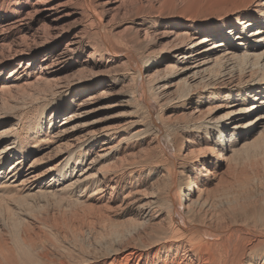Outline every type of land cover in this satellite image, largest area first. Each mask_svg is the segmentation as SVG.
Segmentation results:
<instances>
[{"label":"bare ground","instance_id":"6f19581e","mask_svg":"<svg viewBox=\"0 0 264 264\" xmlns=\"http://www.w3.org/2000/svg\"><path fill=\"white\" fill-rule=\"evenodd\" d=\"M175 1L0 0V264H264V230L218 208L264 143V0ZM56 204L136 238L42 255L32 212Z\"/></svg>","mask_w":264,"mask_h":264},{"label":"rangeland","instance_id":"374dc122","mask_svg":"<svg viewBox=\"0 0 264 264\" xmlns=\"http://www.w3.org/2000/svg\"><path fill=\"white\" fill-rule=\"evenodd\" d=\"M179 1L180 0H176L175 3L168 8L172 13L183 11V8L178 5ZM212 4L215 3L203 2L201 5L199 4L197 9L199 10L198 12L200 15H204L202 18H210L214 15H218V11L216 10L218 8L216 7L221 4L225 5L227 2L224 4ZM122 72V70L118 71L119 74H122ZM127 80L128 78L121 80L119 87L127 83ZM123 109V106H117L109 111L113 116L117 117ZM185 126H187L185 120L174 121L169 130L171 137L177 136L180 129ZM258 169L261 173L257 171ZM237 171H240L241 173L250 171L249 174L252 178H250L245 185L236 182V180L235 182L231 181L226 184V189L219 193L221 195V200L219 201H222V204H219L218 208H220V210H225L226 213H230L231 210L235 209L237 221L248 225L254 230H264V143L259 144L258 150L256 148L253 152H249L246 156H243L240 159ZM258 172L260 174H258ZM254 185H257V189L255 190L253 189ZM64 204L63 206H60L59 204L52 205L50 208L44 207L41 209L42 213L37 212V210L32 212L35 214L41 228H37L35 232L34 230H28V232L31 237L33 236L37 246V251L42 255H49L50 252L58 251L63 256H72L76 251H92L96 248L99 249L102 247L106 250L107 248L116 247L118 242L126 243L136 238V236L133 235L134 233L131 224L127 221L133 218L131 215L107 219L101 214H98L102 211L100 212L95 210L93 213H90L87 208H85V211L83 207L80 208L81 205H70V208H66L68 206L66 205L65 207ZM44 209L45 211H43ZM74 213H76L75 215H77V217ZM47 214H49V219L47 218ZM53 218L55 219L52 220ZM45 220L46 222L42 224L41 221L44 222ZM112 231L114 232L113 234ZM4 232L2 233L3 237L8 242L10 241L9 247L17 253L15 256H9L13 261L17 260L20 262L22 260L35 258V254H30V252L26 249V246L22 245L20 239H12L14 238L13 235L16 234L15 229L9 230V232ZM155 235L158 236L157 234ZM14 241H19L21 245L19 243L17 244V242L15 243ZM138 243L141 242L138 241ZM258 248H260L263 252L264 244L260 245Z\"/></svg>","mask_w":264,"mask_h":264}]
</instances>
